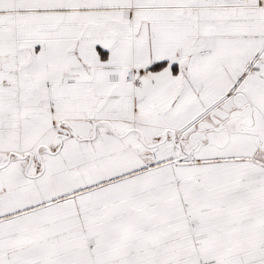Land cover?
Masks as SVG:
<instances>
[{"label":"snow or ice","instance_id":"snow-or-ice-1","mask_svg":"<svg viewBox=\"0 0 264 264\" xmlns=\"http://www.w3.org/2000/svg\"><path fill=\"white\" fill-rule=\"evenodd\" d=\"M0 264H264V0H0Z\"/></svg>","mask_w":264,"mask_h":264}]
</instances>
